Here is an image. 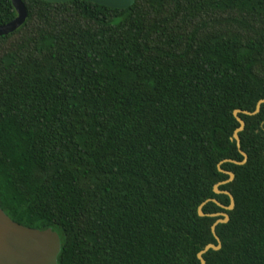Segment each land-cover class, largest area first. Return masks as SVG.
<instances>
[{
  "label": "trees",
  "instance_id": "16d2710c",
  "mask_svg": "<svg viewBox=\"0 0 264 264\" xmlns=\"http://www.w3.org/2000/svg\"><path fill=\"white\" fill-rule=\"evenodd\" d=\"M0 37V209L51 229L57 264H200L199 217L242 162L236 110L264 100V0H135L127 10L21 0ZM17 14L0 0V26ZM205 264H264V104Z\"/></svg>",
  "mask_w": 264,
  "mask_h": 264
},
{
  "label": "water",
  "instance_id": "95a60500",
  "mask_svg": "<svg viewBox=\"0 0 264 264\" xmlns=\"http://www.w3.org/2000/svg\"><path fill=\"white\" fill-rule=\"evenodd\" d=\"M50 3H63L74 0H42ZM91 3H95L100 6L108 7L111 9H129L135 0H82ZM12 6L17 14L16 18L3 26H0V37L7 36L17 29H19L27 18V11L21 0H11ZM264 104V100L260 101L254 112L239 111L233 112V116L239 123V127L234 131L233 140L236 142L239 153L243 157V161L238 163L233 160H225L222 163H232L236 165H243L247 160V155L240 149V139L238 134L244 130L245 123L238 117V114L246 116H255L259 113L260 106ZM220 163L218 170L229 176V179L225 182L219 183L214 187L216 194H224L229 197L230 204L228 207H224L217 203L213 199H209L202 203L198 207L199 217L215 218L218 219L211 227V232L217 245L208 244L204 249L198 253L197 259L200 264H205L203 255L209 250L218 251L221 249V243L215 234V228L219 224H226L229 220V216L226 213H217L205 215L202 212L203 207L208 202H213L220 206L225 211H232L234 208V200L232 195L227 191H218V186L225 185L233 181L234 175L229 172H224L220 169ZM61 250V240L59 235L52 231L50 228L45 230L31 229L13 222L1 209H0V264H57V258Z\"/></svg>",
  "mask_w": 264,
  "mask_h": 264
}]
</instances>
